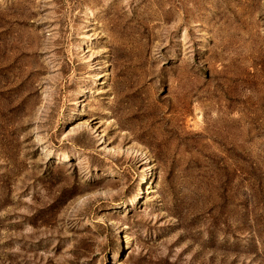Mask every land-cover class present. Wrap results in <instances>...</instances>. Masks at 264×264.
<instances>
[{
  "label": "rangeland",
  "instance_id": "374dc122",
  "mask_svg": "<svg viewBox=\"0 0 264 264\" xmlns=\"http://www.w3.org/2000/svg\"><path fill=\"white\" fill-rule=\"evenodd\" d=\"M0 264H264V0H0Z\"/></svg>",
  "mask_w": 264,
  "mask_h": 264
}]
</instances>
